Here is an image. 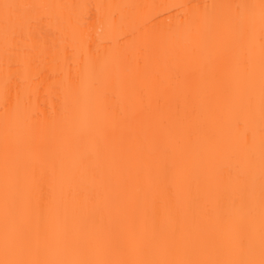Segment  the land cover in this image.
Returning a JSON list of instances; mask_svg holds the SVG:
<instances>
[{
  "label": "snow or ice",
  "instance_id": "1",
  "mask_svg": "<svg viewBox=\"0 0 264 264\" xmlns=\"http://www.w3.org/2000/svg\"><path fill=\"white\" fill-rule=\"evenodd\" d=\"M142 7L187 11L97 43L124 20L103 9ZM45 87L63 102L36 119ZM240 92L246 119L259 112L243 145L218 131L239 123ZM0 105V264H264V0H0Z\"/></svg>",
  "mask_w": 264,
  "mask_h": 264
},
{
  "label": "bare ground",
  "instance_id": "2",
  "mask_svg": "<svg viewBox=\"0 0 264 264\" xmlns=\"http://www.w3.org/2000/svg\"><path fill=\"white\" fill-rule=\"evenodd\" d=\"M15 2V0H13ZM20 2H39V3H86V4H103V5H162L171 6L178 4L194 5L199 6L201 9L205 5H227V4H238L245 2H258V0H20ZM186 9H176L172 7H142L139 9L133 8H122L112 9L105 8L102 10L104 15H111L116 12L118 16H123L124 20L120 27L113 31L105 27L101 32L100 26H95L94 36L96 32H101V35L97 37V43L101 47L106 46L107 41L117 42L120 40L122 33L128 34V40L123 41L129 45L139 43L143 37L153 33L164 34L174 26L177 22V18ZM221 13L226 14L227 9H219ZM241 99L238 101L236 106V115L239 118V123H235L225 118L221 123L218 131L219 135L223 138L230 139L234 144L243 145L245 136L244 132L246 129L259 127V112H257L254 120L249 121L246 119V112L244 109V102L242 99V92H240ZM63 102V98L58 90L49 89L47 87L39 90L33 95L31 103L33 105V111L36 113V119H40L43 116H51L57 112ZM2 116L3 106L0 105V156H2ZM250 134V133H249ZM242 220L239 215L234 218V224L230 233L229 242L235 246L237 245L246 235L242 226ZM257 240H258V225H257Z\"/></svg>",
  "mask_w": 264,
  "mask_h": 264
}]
</instances>
